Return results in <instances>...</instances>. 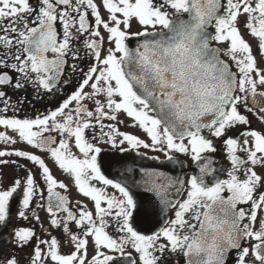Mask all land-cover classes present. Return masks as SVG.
Wrapping results in <instances>:
<instances>
[{
    "label": "snow or ice",
    "instance_id": "obj_1",
    "mask_svg": "<svg viewBox=\"0 0 264 264\" xmlns=\"http://www.w3.org/2000/svg\"><path fill=\"white\" fill-rule=\"evenodd\" d=\"M0 264H264V0H0Z\"/></svg>",
    "mask_w": 264,
    "mask_h": 264
},
{
    "label": "flooded vegetation",
    "instance_id": "obj_2",
    "mask_svg": "<svg viewBox=\"0 0 264 264\" xmlns=\"http://www.w3.org/2000/svg\"><path fill=\"white\" fill-rule=\"evenodd\" d=\"M69 78L72 79L73 74L69 73ZM74 88H75L74 84L64 85L61 93H56L54 90L53 94H49V96L43 100H34L32 89L29 88L27 95H28L29 100L32 101V103L30 105H28L25 109L27 115L31 117V116H34L35 114L45 112L46 109H48V110L54 109L60 102H62V99L65 98L67 94H70L74 90ZM120 127H121L122 131H127V132H132V133H137V134L142 135V133H139L137 129L130 128V127L125 128L122 125ZM253 127H260V125L254 121ZM105 147H107V146H105ZM140 151L146 152L147 155L142 158L141 156H139L135 152L127 154V155H129L128 165H127L128 167L133 168V169H140V168L149 169V170L156 169L158 171L169 172L173 175L183 176V170L180 169L179 167H175L170 163H167L165 165H161L160 161H154V160L150 159V157H152V156L160 155L161 160H163L164 157L162 156V154L155 153V152H152L151 150H146V149H141ZM108 154L109 155H126L123 153L117 154V153H111V152ZM46 162H48L49 166L52 167L53 174L57 177V179L63 180L65 183H67L69 185L68 192L64 193L63 190H60V191H62L63 194L69 195L70 199H72L73 202L76 199H80L85 203L88 202L87 198L82 197L78 193L74 183L72 182L71 178L68 177V175L66 173H63L62 170H59L58 167L54 166L50 160H47ZM221 163H224V161H221ZM118 171H122L120 166H117L116 168H114L112 170V174L115 175ZM121 178H125V177H121ZM137 178H139V177H137ZM37 212L42 217H44L46 215L40 209H37ZM45 227H47V224H45Z\"/></svg>",
    "mask_w": 264,
    "mask_h": 264
}]
</instances>
